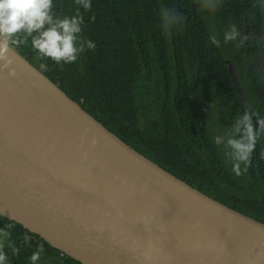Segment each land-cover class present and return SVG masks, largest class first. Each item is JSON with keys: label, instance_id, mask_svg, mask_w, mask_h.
<instances>
[{"label": "trees", "instance_id": "trees-1", "mask_svg": "<svg viewBox=\"0 0 264 264\" xmlns=\"http://www.w3.org/2000/svg\"><path fill=\"white\" fill-rule=\"evenodd\" d=\"M202 1V0H201ZM53 0L54 18L81 16L74 63L57 64L27 33L8 44L106 130L164 171L222 205L264 224V0ZM236 39L212 43L206 15ZM211 15V16H212ZM48 25H45L47 28ZM37 33H33L36 35ZM239 82L261 134L238 94ZM155 95L156 113H141ZM144 122H143V120ZM251 148L247 162L239 152ZM236 151V152H235ZM239 166L240 174L233 170ZM6 264H80L19 224L0 217Z\"/></svg>", "mask_w": 264, "mask_h": 264}, {"label": "water", "instance_id": "water-1", "mask_svg": "<svg viewBox=\"0 0 264 264\" xmlns=\"http://www.w3.org/2000/svg\"><path fill=\"white\" fill-rule=\"evenodd\" d=\"M0 217L80 264H264V224L137 153L2 39Z\"/></svg>", "mask_w": 264, "mask_h": 264}, {"label": "clouds", "instance_id": "clouds-1", "mask_svg": "<svg viewBox=\"0 0 264 264\" xmlns=\"http://www.w3.org/2000/svg\"><path fill=\"white\" fill-rule=\"evenodd\" d=\"M83 6L91 7V0H82ZM53 0H0V39L3 40V47L6 50L8 42L19 43L14 39L16 34L24 32L32 37L33 48L42 56L49 57L57 64L74 63L78 59L77 53L87 49H94L95 43L91 40L84 41V45H78L82 32L81 16L54 18L52 14ZM45 25H48L45 28ZM33 33H37L33 35ZM239 35L235 25L231 31L225 33V41H232ZM212 43L219 46V41L214 36ZM7 67V65H5ZM10 74L14 72L10 71ZM249 147L239 152V159L247 162ZM233 170L240 174L239 166L235 165ZM43 249L34 252L30 260L36 264L40 260ZM7 257L0 253V264H6Z\"/></svg>", "mask_w": 264, "mask_h": 264}, {"label": "rangeland", "instance_id": "rangeland-1", "mask_svg": "<svg viewBox=\"0 0 264 264\" xmlns=\"http://www.w3.org/2000/svg\"><path fill=\"white\" fill-rule=\"evenodd\" d=\"M200 4V7H203L205 10H209V6L208 4L204 3L203 0H197ZM211 14H208L206 15L207 18H208V21H209V24L212 28V31L215 33L218 41H224V38H225V33L228 32V27L225 25V24H222L220 23V21H218L217 19V15H212ZM227 43V42H226ZM158 100H157V97L155 95H151L149 97V99H143L141 101V113H142V116L143 114L145 115L146 112H148V109H149V114L151 115H154L156 113V108H157V105H158ZM143 120V119H142ZM144 122V120H143ZM5 240V237L3 236L2 233H0V244Z\"/></svg>", "mask_w": 264, "mask_h": 264}, {"label": "flooded vegetation", "instance_id": "flooded-vegetation-1", "mask_svg": "<svg viewBox=\"0 0 264 264\" xmlns=\"http://www.w3.org/2000/svg\"><path fill=\"white\" fill-rule=\"evenodd\" d=\"M236 152V151H235Z\"/></svg>", "mask_w": 264, "mask_h": 264}]
</instances>
